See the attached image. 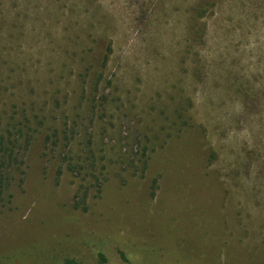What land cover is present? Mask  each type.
<instances>
[{"label": "rangeland", "instance_id": "rangeland-1", "mask_svg": "<svg viewBox=\"0 0 264 264\" xmlns=\"http://www.w3.org/2000/svg\"><path fill=\"white\" fill-rule=\"evenodd\" d=\"M8 124L0 264H264V0H0Z\"/></svg>", "mask_w": 264, "mask_h": 264}, {"label": "trees", "instance_id": "trees-1", "mask_svg": "<svg viewBox=\"0 0 264 264\" xmlns=\"http://www.w3.org/2000/svg\"><path fill=\"white\" fill-rule=\"evenodd\" d=\"M64 135V137H62ZM34 136V131L28 129L26 125L23 126V129H17L15 125L8 124L3 127L0 131V179H3L4 172H10V170L16 164V160L21 154V151H25L32 138ZM48 139L51 140V147L56 150L64 149L69 147V156L65 157L63 160V166L67 168L68 171L77 174L84 181H89L92 186L101 187V171L97 170V164L94 160L90 159L85 154L93 152L80 151L79 154L74 152V144L71 143V139L68 134L64 131L62 132L60 128H56L53 131V134L48 136ZM65 142V144H63ZM90 161V165L87 162ZM99 171V172H98ZM98 172V175H96ZM98 256L101 259V262H96L98 264H103L108 261V256H104L103 253L99 252ZM68 257V256H67ZM113 260L119 262V260ZM164 260V259H163ZM121 261V260H120ZM128 261L124 257L121 262ZM95 263V264H96ZM59 264H80L77 260H69L66 257L61 259ZM173 264V263H172Z\"/></svg>", "mask_w": 264, "mask_h": 264}]
</instances>
